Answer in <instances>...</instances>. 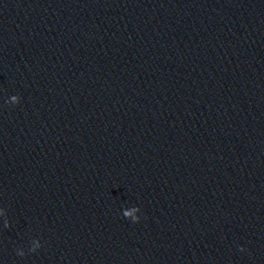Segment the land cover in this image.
Masks as SVG:
<instances>
[{"label":"water","instance_id":"1","mask_svg":"<svg viewBox=\"0 0 264 264\" xmlns=\"http://www.w3.org/2000/svg\"><path fill=\"white\" fill-rule=\"evenodd\" d=\"M0 264H264V0H0Z\"/></svg>","mask_w":264,"mask_h":264}]
</instances>
